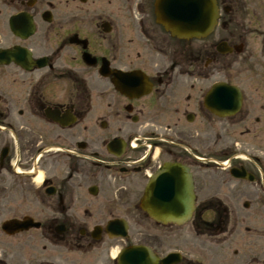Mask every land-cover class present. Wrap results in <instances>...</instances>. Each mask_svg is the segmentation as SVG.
<instances>
[{"label": "flooded vegetation", "instance_id": "af4514ba", "mask_svg": "<svg viewBox=\"0 0 264 264\" xmlns=\"http://www.w3.org/2000/svg\"><path fill=\"white\" fill-rule=\"evenodd\" d=\"M156 1L0 0V264H264V0Z\"/></svg>", "mask_w": 264, "mask_h": 264}, {"label": "water", "instance_id": "95a60500", "mask_svg": "<svg viewBox=\"0 0 264 264\" xmlns=\"http://www.w3.org/2000/svg\"><path fill=\"white\" fill-rule=\"evenodd\" d=\"M161 6H162V0H157L155 12L158 17V20H160L161 18ZM176 7H177L176 3L175 4L170 3L168 6L169 8L168 10H171L172 8L176 9ZM199 12L202 15L203 10H200ZM182 13L184 15V19L191 20L193 13V3H190L188 1L185 4ZM175 20H173L172 23L167 22V29H169L173 34H178ZM164 171L165 170H161L160 174L152 182L151 188L148 189L145 198L142 201V207L148 211H151L153 213L152 214L153 217L159 221L162 222L169 221L174 223L186 222L190 218V215L193 210V198L190 194V189H189L190 181L188 180V176L184 172L183 177H180L182 173V169L177 168V174L179 175L177 179L180 180L183 178L182 184L180 180V183L176 186L177 188L174 191L167 190L165 192L160 193L161 185L162 187L166 186L164 185L163 180L166 177H168L167 173L165 174ZM151 195L162 196L163 198H168V199H178V202H170V200H168V202L166 203H158L153 201L154 197H152L149 202Z\"/></svg>", "mask_w": 264, "mask_h": 264}, {"label": "rangeland", "instance_id": "374dc122", "mask_svg": "<svg viewBox=\"0 0 264 264\" xmlns=\"http://www.w3.org/2000/svg\"><path fill=\"white\" fill-rule=\"evenodd\" d=\"M239 138H240V135H233V139H235V140H239ZM237 141H235L236 143H237ZM239 142V141H238ZM240 143V142H239Z\"/></svg>", "mask_w": 264, "mask_h": 264}, {"label": "bare ground", "instance_id": "6f19581e", "mask_svg": "<svg viewBox=\"0 0 264 264\" xmlns=\"http://www.w3.org/2000/svg\"><path fill=\"white\" fill-rule=\"evenodd\" d=\"M158 203H166V202H158Z\"/></svg>", "mask_w": 264, "mask_h": 264}]
</instances>
